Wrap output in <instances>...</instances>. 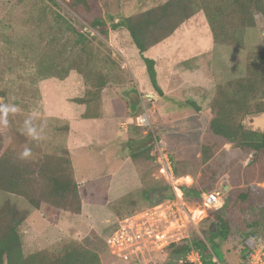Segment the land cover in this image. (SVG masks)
Here are the masks:
<instances>
[{
    "label": "rangeland",
    "instance_id": "obj_1",
    "mask_svg": "<svg viewBox=\"0 0 264 264\" xmlns=\"http://www.w3.org/2000/svg\"><path fill=\"white\" fill-rule=\"evenodd\" d=\"M68 1L0 0V104L15 105L18 109L8 113L7 126L0 124V158L5 155L9 169L18 173L11 187L16 182L20 185L19 190L13 189L11 193L0 190V211L9 204L28 212L20 226L25 257L40 251L62 252L75 242L97 254L99 264H177L169 256L170 244L190 238L193 231L202 236V229L219 223L217 209L203 211L202 196L207 187L220 191L224 200L230 192L246 190L247 184L257 183L264 189V160L262 165L246 169L250 153L226 146L207 167L200 162L201 139L211 121L209 105L216 87L246 75L248 58L264 51L263 19L257 15V25L244 32L242 45L230 48L215 46L204 11L180 26L167 43L172 52H177L171 57L179 59L174 66V78L167 76L164 67L168 64H161V60L159 68L156 63L160 72L158 84L161 82L164 87L169 81L196 84L204 78L210 88L202 91L188 87L181 98L174 96L170 100L161 98L154 90L141 54L125 29L110 30L108 39L101 37L67 6ZM90 1V17L107 18L108 14L139 15L168 0ZM80 34L92 45L94 62L88 54L79 53L83 52L78 41ZM161 47H153L146 57L155 60ZM49 66L56 69L57 77L48 78ZM130 66H135V72ZM194 68L200 70L196 76ZM103 75L107 76V86L113 94L106 91V97L118 99L114 104H105L102 92L101 116L112 118L129 108L132 112L127 114L138 116L132 117L129 125H108L105 128L110 136L108 142L88 139L85 149L77 150L72 160L66 150L68 123L53 116L45 117L42 87L49 86L45 94L47 103L51 99L67 113L77 106L72 99L94 94L99 97L96 86ZM63 76L66 78L61 80L59 77ZM148 94L157 97L150 98ZM202 98L205 102H200ZM192 100L201 105L200 113L185 104ZM143 115L149 117L150 125H135L136 118ZM28 119L44 137L42 140L34 141L23 132ZM132 126L140 129L132 134ZM245 126L264 131V113L247 118ZM150 130L157 137L153 136L157 141L152 146L143 145L144 141L134 142ZM25 147L31 150V155L21 159ZM145 148L144 155L136 161L128 158L131 152ZM162 149L173 160V175L158 162ZM45 171L47 175L42 176ZM74 173L79 199L71 192L65 210L42 201L41 191L49 187L51 178L58 176L64 180ZM171 187L175 191L172 197L151 200L155 190ZM192 190L194 194L190 196ZM251 203H246L245 208ZM197 210L205 214L200 221L194 219ZM128 218L155 223V228L168 234L170 244H144L128 258L122 257L120 249L112 250L106 240ZM246 237L234 231L221 251H216L217 259L238 264ZM247 243L250 247L255 245L253 239Z\"/></svg>",
    "mask_w": 264,
    "mask_h": 264
},
{
    "label": "trees",
    "instance_id": "obj_2",
    "mask_svg": "<svg viewBox=\"0 0 264 264\" xmlns=\"http://www.w3.org/2000/svg\"><path fill=\"white\" fill-rule=\"evenodd\" d=\"M67 6L80 18L85 19L101 37L108 39L110 30L116 31L123 28L128 31L132 43L143 57L150 82L159 96L163 95V91L157 80L156 61L144 57L143 54L170 38L180 26L197 13L205 12L215 46L227 48L242 45L244 32L256 27L257 15H260L264 22V0H168L139 15L116 17L108 14L107 18L90 17L92 9L90 0H69ZM78 41L83 51L79 53L88 54L91 62H94L95 53L91 52L93 48L89 44L88 38L80 34ZM87 47L90 48L89 51H87ZM48 68V78L58 76L54 74L56 69L53 66ZM59 78L64 80L66 77ZM107 85V76H99V84L96 86L99 97L90 93L91 96L86 95V97L71 100L73 103L87 106L84 118L102 117L100 112L101 93ZM201 101L205 102V98L200 99ZM185 104L197 113L202 111L201 105L196 100L187 101ZM209 111L211 121L201 139V164L207 167L218 153L229 146L233 150L250 153L251 163L246 166V169L262 165L264 131L249 130L245 124L247 118L264 113V51L257 52L248 58L246 75L217 85L215 96L209 105ZM134 116L138 115L132 114L130 118ZM137 129L140 128L132 126L130 132L133 134ZM153 136L155 137V133L150 130L144 137L140 135L139 139L134 142L144 141L143 145L152 146L154 140L157 139V137L154 139ZM146 149L131 152L128 157L136 161L138 157L144 155ZM254 153H258L257 157L253 156ZM46 172H43L42 176L47 175ZM16 174H18L17 171L9 169L6 156H2L0 158L1 191L11 193L13 189L19 190L20 185L17 182L11 187ZM72 176L71 174L64 180L59 179L58 176L51 178L49 187L41 191L42 201L58 210H65V207H68L67 198L71 192L79 199L77 194V185L79 186V184L75 180V175ZM262 182H264V177ZM202 185L205 186L204 183ZM227 185H229L228 182L224 184V186ZM206 191L211 192V188L207 187ZM193 194L194 190L189 192L190 196ZM251 201L248 208H245L246 203ZM216 212H218L219 223L209 227L210 229H202V236L193 231L190 238H185L180 243L174 242L167 247L172 260L177 263L185 258L192 249H196L202 255L204 264H217L213 261V258L217 256L216 251H221L235 231L243 236H248L244 241L245 245L239 263H237L245 264L248 261L255 245L250 247L247 240L253 239L256 244L260 238H264V189L255 183L247 184L246 190L230 192L224 205ZM73 213L78 214L77 212ZM27 217L28 212H22L9 204L0 211V264L100 263L97 254L75 242L67 245L62 252L40 251L25 257L22 252L20 226ZM233 223L236 227L232 225ZM229 262L235 261L220 263L229 264Z\"/></svg>",
    "mask_w": 264,
    "mask_h": 264
},
{
    "label": "crops",
    "instance_id": "obj_3",
    "mask_svg": "<svg viewBox=\"0 0 264 264\" xmlns=\"http://www.w3.org/2000/svg\"><path fill=\"white\" fill-rule=\"evenodd\" d=\"M168 41H169V38L157 45V46H162L161 47L162 50H161V52H158L156 54L155 61H156V63L158 62V64H157L158 68L160 65L159 62H161V60L163 61V62H161V64L167 63L168 66L164 67V70L167 73L168 77L174 78V72H175L174 66H175V63L179 61V59H176L175 57H173V58L171 57L172 55L174 56L177 52H172L173 49H170L171 47L169 48V46H167ZM157 46H155V47H157ZM164 49L167 52H162ZM149 51L144 53L143 56L146 57L148 55ZM140 56H141V59L143 61L142 55H140ZM170 58H171V60H170ZM130 68H131V70L134 69V72H135V66H130ZM193 71H194L195 76L197 75V73L199 74V72H200V70L197 68L196 69L194 68ZM132 72H133V70H132ZM157 73L160 77V72L158 71ZM190 77H192V73H190V75H189V79H190V80H188L189 82L191 81ZM45 85L46 84H44L42 87V95L44 98L43 103L45 105V109L47 112L45 117H50V116L52 117L53 116L56 119H59L60 121L68 123L69 131L66 134L67 135L66 136L67 137V143H66L67 149L66 150H68V152L70 153L72 160H74V156H75L77 150L80 151L81 149H85V145H86L85 141L86 140H88V139H91V140L100 139V141H103L104 143L106 141L108 142L107 138L110 136H108L106 134V131H105V128L108 127V125L114 126L116 123H119L122 125H129V123L133 122V119L130 118L131 115L127 114V112H130V113L132 112V110L130 108L127 109L126 112H123L122 115H116L115 114L114 117H112V118L106 117V114H104V116L102 115V117H100V118L86 119L83 117V115L87 111V106L84 104H77L76 108L71 107L70 112H67V113L64 112L63 113L60 109H58V107L56 105L53 104L51 99L47 103L45 94L48 93L47 90L49 89L48 88L49 86H45ZM159 85L163 91V95L161 96V98H164V99L166 98V99H170V100L173 99L174 96L181 98L182 93H183L182 91L186 90L188 87H198L197 89L202 90V91H206V90L208 91L210 88L209 86H207V83H206V81H204V78H202L201 81L200 80L197 81L196 84H188V82L183 83V84L182 83L179 84L177 82L171 83L169 81V84L165 85V87H167V88H165L161 84V82L159 83ZM53 86L55 87V84ZM109 87L106 86V88L103 90V92L105 94H104V96H102V99H103L102 102H104L105 104H108V105L114 104L116 102V99H118V97L115 98L116 96L115 97L114 96L106 97V91H108V93H110ZM145 87L146 86L143 87L144 90H145ZM110 89H111V87H110ZM112 89H114V88H112ZM112 92L115 94V91H112ZM110 94L113 95L112 93H110ZM83 97H76V98H83ZM107 118H109V119H107ZM135 125H137V124L135 123ZM105 137H106V139H105ZM128 158H130V157H128ZM75 177H76V174H75ZM76 180H77V178H76Z\"/></svg>",
    "mask_w": 264,
    "mask_h": 264
},
{
    "label": "built area",
    "instance_id": "obj_4",
    "mask_svg": "<svg viewBox=\"0 0 264 264\" xmlns=\"http://www.w3.org/2000/svg\"><path fill=\"white\" fill-rule=\"evenodd\" d=\"M135 123L138 126L147 127L150 120L147 115L136 118ZM158 162L162 164L167 172L173 175V160L166 153L165 149L160 150ZM225 203L224 196L220 191H211L203 194L202 206L203 211L210 209H220ZM109 248L112 250L120 249L119 254L128 258L129 254L135 253L142 248L144 244L155 243L160 245H169L168 234H164L162 230L155 228V223L147 220L134 222L131 218L124 220V224L112 233L106 240ZM213 261L221 264L216 257ZM177 264H204L202 255L196 249H192L185 258L179 260ZM245 264H264V238H260L253 247L250 258Z\"/></svg>",
    "mask_w": 264,
    "mask_h": 264
},
{
    "label": "clouds",
    "instance_id": "obj_5",
    "mask_svg": "<svg viewBox=\"0 0 264 264\" xmlns=\"http://www.w3.org/2000/svg\"><path fill=\"white\" fill-rule=\"evenodd\" d=\"M17 110L18 109L15 105L0 104V124L7 126V124H8V119H7L8 113L9 112L15 113V112H17ZM23 132H25V134L34 141H40L44 138L43 136H41L37 127L33 126L31 119H28L24 122ZM30 155H31V150L29 148L25 147L24 151L20 154V158L26 159Z\"/></svg>",
    "mask_w": 264,
    "mask_h": 264
},
{
    "label": "water",
    "instance_id": "obj_6",
    "mask_svg": "<svg viewBox=\"0 0 264 264\" xmlns=\"http://www.w3.org/2000/svg\"><path fill=\"white\" fill-rule=\"evenodd\" d=\"M148 97H150V98H156L157 96L155 95V94H148L147 95ZM257 155H258V153H254L253 154V156L254 157H257ZM251 163V161L249 162V164ZM230 187L227 185L226 187H225V189L226 190H228ZM175 194V191H174V188H169V189H167V190H165V191H163L162 193H161V199H164V198H170V197H172L173 195Z\"/></svg>",
    "mask_w": 264,
    "mask_h": 264
},
{
    "label": "flooded vegetation",
    "instance_id": "obj_7",
    "mask_svg": "<svg viewBox=\"0 0 264 264\" xmlns=\"http://www.w3.org/2000/svg\"><path fill=\"white\" fill-rule=\"evenodd\" d=\"M168 188H159L158 190H155L153 192V194L151 195V200H153V198H158L161 199V193L165 190H167ZM155 200V199H154Z\"/></svg>",
    "mask_w": 264,
    "mask_h": 264
},
{
    "label": "bare ground",
    "instance_id": "obj_8",
    "mask_svg": "<svg viewBox=\"0 0 264 264\" xmlns=\"http://www.w3.org/2000/svg\"><path fill=\"white\" fill-rule=\"evenodd\" d=\"M194 213H195V217H194V219L196 220V221H200V220H202L204 217H205V214L203 213V212H201V211H194Z\"/></svg>",
    "mask_w": 264,
    "mask_h": 264
}]
</instances>
